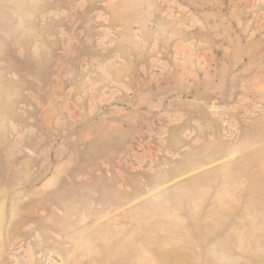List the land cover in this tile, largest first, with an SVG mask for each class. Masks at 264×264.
Returning <instances> with one entry per match:
<instances>
[{"label": "rangeland", "instance_id": "rangeland-1", "mask_svg": "<svg viewBox=\"0 0 264 264\" xmlns=\"http://www.w3.org/2000/svg\"><path fill=\"white\" fill-rule=\"evenodd\" d=\"M0 264H264V0H0Z\"/></svg>", "mask_w": 264, "mask_h": 264}]
</instances>
